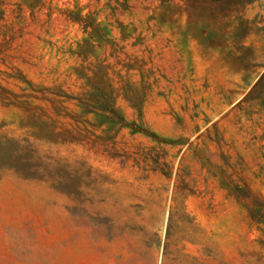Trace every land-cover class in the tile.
Masks as SVG:
<instances>
[{
  "label": "rangeland",
  "instance_id": "1",
  "mask_svg": "<svg viewBox=\"0 0 264 264\" xmlns=\"http://www.w3.org/2000/svg\"><path fill=\"white\" fill-rule=\"evenodd\" d=\"M0 264H264V0H0Z\"/></svg>",
  "mask_w": 264,
  "mask_h": 264
}]
</instances>
